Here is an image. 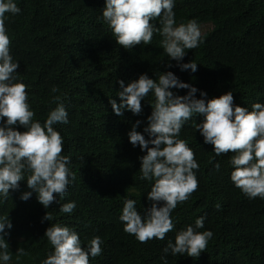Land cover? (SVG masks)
<instances>
[{
  "label": "trees",
  "instance_id": "1",
  "mask_svg": "<svg viewBox=\"0 0 264 264\" xmlns=\"http://www.w3.org/2000/svg\"><path fill=\"white\" fill-rule=\"evenodd\" d=\"M17 3L19 13H6L10 54L20 62L17 75L27 86L34 120L43 123L59 102L54 97L64 103L69 122L54 127L64 138L62 154L70 157L74 180L62 197L54 193L56 199L48 209L35 192L27 200L20 198L29 190L26 176L0 201V213L9 214L13 223L6 236L12 254L8 264H41L54 250L44 236L52 223L75 228L82 246L93 236L102 238V252L90 257V264H264V199H250L231 181L232 152L216 156L213 145L204 143L194 127L202 115L193 116L180 132L200 167L194 170L197 189L171 213L175 227L163 240L146 242L124 231L119 216L126 195L137 201L142 214L151 205L147 191L152 182L141 180L139 172V157L145 152L130 143L127 133L136 120H141L137 130L143 131L154 96L150 91L142 100L138 115L125 110L118 116L109 102L110 97L120 100V79L127 85L141 73L156 78L167 70L206 91L209 98L232 90L235 104L250 108L254 102H264V0H175L177 23L195 18L201 25L203 41L186 50L183 58L198 63L196 72L181 71L175 60L167 66L170 58L158 33L147 45L131 49L118 45L102 18L105 0ZM156 23L159 26V18ZM53 86L57 92L51 91ZM173 91L183 95L187 89ZM217 161L219 171L214 167ZM68 201L76 202L75 209L61 212V204ZM47 211L53 219L42 222ZM198 216H205L204 229L213 231L206 249L199 257L169 252L162 259L168 240L175 242L177 232ZM18 248L24 252L18 254Z\"/></svg>",
  "mask_w": 264,
  "mask_h": 264
},
{
  "label": "clouds",
  "instance_id": "2",
  "mask_svg": "<svg viewBox=\"0 0 264 264\" xmlns=\"http://www.w3.org/2000/svg\"><path fill=\"white\" fill-rule=\"evenodd\" d=\"M174 5L175 0H105L102 18L118 45L126 49L137 44L147 45L154 33H158L162 36L160 44L170 58L167 66L170 68L171 61L175 60L181 71L196 72L198 63L193 59L184 62L183 58L186 50L198 47L203 41L201 25L195 18L177 23ZM20 11L17 0H0V201L9 196L10 189H18L26 176L29 190L22 192L20 198L27 200L35 192L38 201L48 209L56 199L54 193L62 197L74 180L70 157L62 154L64 138L54 127L57 123L67 124L69 116L64 103L56 96L54 99L59 102L43 123L33 119L35 113L29 103L27 86L17 75L20 62L10 54L11 39L5 25L6 13ZM119 84V102L109 98L118 116H123L125 110L140 114L142 100L150 91L154 96L149 101L152 111L143 131L137 130L141 120H136L127 133L130 143L145 152L139 157V172L141 180L152 182L147 191L151 205L142 214L137 209V201L130 195L125 196L119 216L125 232L146 242L152 238L163 240L175 227L171 213L198 187L194 170L200 165L188 141L180 136L185 123L197 115H202L203 120L194 127L204 143L213 145L215 155L231 150L228 162L233 166L230 179L234 185L250 199L257 196L264 199V102H254L250 108L235 104L232 90L209 98L206 91L180 79L171 70L162 71L156 78L144 72L127 85L123 79ZM173 89H187V92L181 95ZM51 91L58 90L53 86ZM214 167L220 170L219 161ZM220 206L216 204L217 208ZM75 207V201H68L61 204L60 211L71 213ZM52 219L47 211L42 222ZM205 219L198 216L193 224L177 232L175 242L169 239L162 250V259L169 252L174 256L186 253L199 257L213 238V231L204 229ZM12 227L9 214L0 213V264H8L12 258L6 239L7 230ZM44 236L54 250L41 264H90L89 258L102 252L103 241L99 235L82 246L75 228L60 223L50 224ZM23 252V248L17 249L18 254Z\"/></svg>",
  "mask_w": 264,
  "mask_h": 264
}]
</instances>
